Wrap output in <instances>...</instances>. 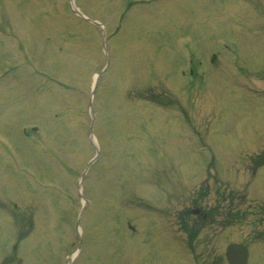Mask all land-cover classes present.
<instances>
[{"label":"rangeland","instance_id":"rangeland-1","mask_svg":"<svg viewBox=\"0 0 264 264\" xmlns=\"http://www.w3.org/2000/svg\"><path fill=\"white\" fill-rule=\"evenodd\" d=\"M78 1L80 10L89 19H106L104 20L108 23L106 24L108 33L113 35L109 43L117 52L118 62L105 74L106 77L100 84L96 99L97 107L100 109L97 136L107 157L103 156L101 161L89 170L86 177L85 189L93 196V201L89 209V218L85 222L87 234L84 254H81L74 264H179L180 260L188 264L186 260L184 261L183 255L180 257V249H177L180 241H183L182 237L187 238V235L180 233L176 222V214L180 209L178 198L184 186L180 183L181 173H183L182 177L188 178L191 170L194 172V179L183 192L189 194L197 189L199 180L195 179L203 174L204 163L211 160V153L190 152L192 145H189V150L182 148L181 130L184 125H179L181 116L178 113L179 109L185 108L190 96H187V92L179 90L184 83H181V76L177 74L179 68L176 73L172 72L176 69L175 65L177 63L179 65L180 55L176 58L174 54L175 58L171 60L159 56L156 48L163 40L156 35L165 33L166 27L171 28L170 18L178 21L182 15L190 14L193 20L199 22L202 18L201 11L198 9L194 12L198 5H194L192 0H187L186 5L180 6L183 12L179 13L178 9L172 11L179 8L174 7L170 8L171 14L154 13L158 15L156 16L150 12L145 17L133 20L132 8L130 9L132 12L128 11L120 24L121 17L118 14L117 4L119 0ZM175 1L159 0L152 9L157 12L161 7L160 10H163ZM130 2L132 1L123 0V4ZM63 3L64 0H0V14H10L14 18L10 20L12 27L7 21L10 28L7 30L10 31L11 36L7 37L6 44L0 43V49L7 46V66L3 69H11L7 83L0 87V135L13 146L17 145L19 157L25 158V162L30 159L34 170L39 174L37 177L30 176L32 173L27 175L15 172L13 167L17 176L15 177L10 170L5 171L2 169L3 166H0L4 171V173L0 172V209L3 207L7 211V217L1 218L0 260L9 251L8 245L16 238L11 235L15 232L12 230L19 231L17 233L20 238L17 244L21 241L26 253L37 245V237L45 234L43 229L46 232L49 229L48 236L55 229L57 236L55 239L60 246L57 250L58 254L51 250L49 252V247L44 244L42 249L44 252L36 251L33 255H22L26 264L54 262L57 264L58 261L62 264L64 251L74 249L72 231L78 207L72 201L75 198L72 191L73 183L93 157L94 152L86 147L84 138L78 141L75 134L69 130L75 126L86 133L85 107L90 98L88 85L93 81L94 69L100 71L105 66V62L99 31L69 18V12L62 8ZM162 3L166 4L163 6ZM230 5L231 8L227 9L230 16L235 12L236 14L244 12V15L238 14L234 16H237V19H229L230 23H225L227 31L233 29L236 33L232 36L239 38L240 34H237V30L241 26V20L246 19L247 16L252 21L250 28L255 27L253 31L249 30V36L253 39H249L247 43L251 44L259 40L264 48V0H232ZM246 11L252 12L253 15L248 16ZM225 17L226 14L221 18ZM0 18H2L1 22L6 23L5 15ZM128 24L135 32L133 30L130 32ZM120 25L125 31L120 29ZM120 31L123 35H120ZM149 32L152 34L150 35ZM203 33L206 31L203 30ZM16 36L22 39V42H16L13 39ZM245 36L242 35V38L244 39ZM228 37L232 39L231 36ZM150 39L156 41L157 45H152ZM208 41L207 39L203 46L205 52L211 46L210 49L218 50L220 55L214 69L210 68L208 88H205V81L195 80V83L200 82L202 89L199 87L192 91L196 93L192 98L194 107H199L201 114L209 117V114H213L212 108H216L217 105V101L210 97V93L223 92L225 89L234 90L235 94L241 96L260 98L258 104L261 103L264 98L262 97L264 72L259 70L261 65L259 68L251 66L256 65L258 59L247 61L239 51L235 57L236 62L232 52L227 51L229 54H225L226 51L222 47ZM245 45L241 47L244 51H246L245 47L250 46ZM121 48H124V57ZM258 55L262 58L261 54ZM110 58L113 59L112 55ZM206 70L209 73V69ZM42 71L48 73L47 80L37 73ZM55 78L60 81H54ZM66 84L77 87L79 91L72 92L66 89ZM164 89L168 94L165 100L158 95V92H164ZM152 92H156L155 95ZM8 93L16 98L19 106L23 108V114L13 118L19 106L11 100V103L6 104ZM55 114L57 117L54 116ZM257 122L264 124V115L259 116ZM33 123H39L41 130L29 138H23L20 135V128ZM169 123L177 130V141L172 130H168ZM232 131L229 132L230 135L227 132L226 136L230 140H237L239 136H233ZM18 137L20 140H17ZM78 143L79 148L76 147ZM229 144L233 143L230 141ZM248 145L249 149L244 152L231 155L230 159H232L227 161V166H224L225 164L220 166L218 163L220 167L215 168L214 165H210L208 171L216 173L213 175L224 182H227L224 180L225 176L219 175L228 174L232 181L237 179L236 187L240 188L232 184L235 189L246 191L244 183L251 181L247 173L250 174L252 171L250 168L248 170L251 163L249 165V162L246 159L242 160V157L248 150L257 149L251 144ZM41 153H44V156L40 155ZM221 157H224V154ZM71 159L74 173L66 176L62 165L67 171L69 164L67 161L71 163ZM189 159L193 161L192 164ZM183 160L184 164L189 163L190 166L184 169ZM0 162L3 163V159ZM216 170L219 171L218 174ZM43 173L51 174L47 176ZM41 174L44 177H41ZM41 179L45 182L53 179L54 185L61 194L69 191L71 194L69 198L72 199L65 201L62 197H50L48 204L55 215L46 220L42 212L38 211V205L42 201L46 202L45 196L34 193L45 188ZM257 180L256 188L264 189V168L258 173ZM215 181L211 182L213 187ZM38 182L40 185L37 184ZM51 183L48 182L49 185H52ZM159 183L167 188L166 194L160 193ZM155 198L158 200L161 198L162 202L159 203ZM139 201L140 206H137ZM15 203L18 205L17 208L14 206ZM155 212L159 217L161 216L159 219ZM4 221L5 226L8 227L6 230H4ZM155 223H159V226L162 224L166 232L175 238L176 244H170L172 242L170 235L158 229ZM235 231V235L221 233L216 236V233L208 230L206 234L199 236L197 245L201 255L205 257L206 264H226L224 245L229 240H242L243 236L250 233L247 227L236 228ZM212 234L214 236H210ZM207 236L209 237L205 240ZM93 256L105 257L108 260H104L103 263V259ZM250 264H261V262L252 259Z\"/></svg>","mask_w":264,"mask_h":264}]
</instances>
